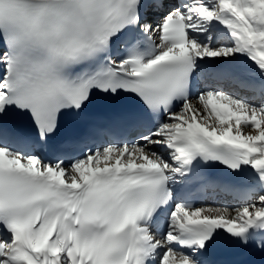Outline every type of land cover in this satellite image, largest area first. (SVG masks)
I'll use <instances>...</instances> for the list:
<instances>
[{
    "label": "snow or ice",
    "instance_id": "snow-or-ice-1",
    "mask_svg": "<svg viewBox=\"0 0 264 264\" xmlns=\"http://www.w3.org/2000/svg\"><path fill=\"white\" fill-rule=\"evenodd\" d=\"M98 97L129 104L73 141L120 139L31 151ZM222 179L238 205L191 203ZM221 244L264 256V0H0V264H216Z\"/></svg>",
    "mask_w": 264,
    "mask_h": 264
},
{
    "label": "bare ground",
    "instance_id": "bare-ground-1",
    "mask_svg": "<svg viewBox=\"0 0 264 264\" xmlns=\"http://www.w3.org/2000/svg\"><path fill=\"white\" fill-rule=\"evenodd\" d=\"M206 205H217V206H233V205H238V203H234L230 201V199L224 197V196H218L214 197L212 199H209Z\"/></svg>",
    "mask_w": 264,
    "mask_h": 264
}]
</instances>
